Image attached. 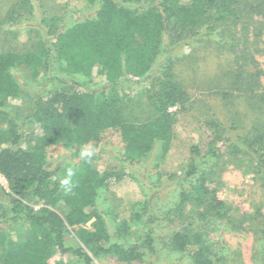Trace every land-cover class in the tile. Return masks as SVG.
<instances>
[{"label":"trees","instance_id":"obj_1","mask_svg":"<svg viewBox=\"0 0 264 264\" xmlns=\"http://www.w3.org/2000/svg\"><path fill=\"white\" fill-rule=\"evenodd\" d=\"M10 1L0 12V174L11 197L8 208L0 205V264H49L55 255H69L79 264H93L102 257L121 264H227L225 251L210 237L218 230L251 234L253 261L264 264V210L258 206L240 212L219 198L218 148L210 147L200 156L193 147L183 175L168 178L161 188L158 179L145 193L124 170L154 152L158 162L165 159L173 116L185 112L191 101L173 73L182 60L176 51L203 44V39L216 43L218 27L223 26L220 34L228 36L230 23L264 14V0H59L77 10L96 9L92 16L69 23L59 17L42 18L35 29L26 31L19 26L29 22L24 17L31 13L26 9L29 0ZM15 25L19 28L13 30ZM234 57L225 63L221 80L210 84L220 86V99L227 105L234 104L233 93H240L235 99L242 100L252 116L246 135L233 142L221 130L228 135L222 141L229 156L256 157L250 170L263 182L264 191V90L259 91L258 72L245 71L243 65L231 69L238 59ZM18 67L30 70L42 88L28 95L30 106L23 114L13 116L6 104L23 95L11 73ZM124 86L144 88L132 98ZM226 121L229 132L237 122L230 115ZM25 125L28 136L22 131ZM207 125L215 132L223 127L217 120ZM106 130L116 131L123 144L118 172L100 173L92 159H79L81 147L98 143ZM55 146L73 151L77 163L54 168L47 150ZM69 167L77 172V187L65 194L59 181ZM124 178L131 182L117 191L119 202L102 215L99 193ZM158 189L177 199L171 222L181 220L165 237L163 253L148 199ZM31 201L42 207L33 210ZM109 215L114 228L108 224ZM90 221L91 229L83 228ZM131 224L142 231L134 236ZM69 228L76 230L68 240Z\"/></svg>","mask_w":264,"mask_h":264},{"label":"rangeland","instance_id":"obj_2","mask_svg":"<svg viewBox=\"0 0 264 264\" xmlns=\"http://www.w3.org/2000/svg\"><path fill=\"white\" fill-rule=\"evenodd\" d=\"M10 2V0H0V12L4 13ZM26 9L31 11V13L24 16L29 22H23L19 26L24 31L29 29V27L35 29L37 20L42 18L59 17L64 22L69 23L82 17H90L94 14L96 5L77 10L72 5L59 0H29ZM19 27L15 25L12 29ZM226 27L230 31L227 33L228 36L224 37L220 34V30L224 27L217 28L214 33L216 43H213V41L207 43L203 39V42L205 41L203 44L183 47L176 51L178 55H181L179 57H182V60L175 65L173 73L177 81L181 83L189 94L191 101L185 112H179L173 116V137L165 159L162 162H158L156 160L157 152H154L149 157L129 165L130 169L126 168L124 170L134 176L136 185L145 193L158 179L160 180L161 188L168 178L183 175L190 167V153L193 147L197 148L200 156H204L210 147H215L219 149L220 154L216 176V181L219 185V198L226 204L237 208L240 212H252L258 206L261 207V210H264V191L261 188L263 182L255 180L252 170H250V162H254L256 157L250 154V157L247 154L237 155L236 157L229 156L226 144L222 141V137H228V135L223 134L221 130L226 131L227 134L229 133L233 142L237 141L238 137L242 138L246 135L252 114L242 105V100L235 99L236 95L240 93H233L235 96L231 100H233L232 103L234 102V104L227 105L228 102H223L220 99V86L218 84H210L212 79L215 82L221 80L220 77L226 71V68H224L225 63L231 61V59L234 60L235 55L238 56V59L232 64L231 69L235 71L239 68V65H243L246 67L245 71L258 72L261 84L259 91H262L261 89L264 90V14L253 15L251 20L243 18L234 26L230 23ZM244 28L246 29L244 30ZM21 37L24 38L25 35L23 34ZM30 37L35 39L37 35L30 34ZM230 45L233 46L232 52L228 50ZM11 73L19 84L23 95L20 99L8 101L6 105L7 110L13 116H19L30 106L28 95H33L35 91L40 90L42 87L39 82L31 78V71L24 67L15 68ZM143 88V86L123 87L125 93L132 98L140 95ZM142 96L141 99L144 101L145 95ZM169 111L175 113L176 109L171 108ZM235 112L237 113L236 117H234ZM127 114L132 117L134 113L132 114V111L128 110ZM229 115L233 116L237 124L234 125V129L228 132L229 122L227 124L226 119ZM216 120L223 126L219 128L218 132H215V129L212 130L207 125L208 122ZM22 131L26 136L30 133L26 125L22 128ZM27 139L29 140L30 138L27 137ZM27 139L21 141V147H24ZM90 145L95 149L92 157L94 169L100 173L104 171L118 172L122 169L119 159H122L123 144L116 131L106 130L101 134L98 143H91ZM72 154L73 151L66 150L61 146H55L47 150V159L56 168L62 164L77 163L76 158ZM262 159H264V156ZM59 179V177L55 176L53 180L59 181ZM130 182L129 178H124V181L120 184L113 183L114 185L110 186L109 191L99 193L97 206L102 215H105L111 205L114 206L119 202L115 196H118L116 194L117 191ZM159 191L160 189H158ZM158 192L148 194V199L153 203L154 223L152 226L159 236V245L163 253L162 244L165 237L174 231L178 223L180 225L181 220L178 219L176 222H171L174 214H176L173 209L177 204V199L167 191L164 193ZM9 193L7 182L0 174V205L6 208L10 206L11 197ZM28 205L33 210H38L42 207L41 203L32 201ZM188 210L189 208H186L184 213L186 214ZM112 220L110 215L107 216L109 226L114 228ZM92 222H88L83 228L91 229ZM129 229L134 236L137 235L138 231H142L141 226L136 224H131ZM75 230L68 229L66 235L68 240L74 236L73 232ZM138 235L140 236L141 233ZM134 236H130V239H133ZM210 237L218 248L225 251L224 255L228 258L227 264H256L253 261L254 242L251 234L218 230L210 233ZM57 262L79 264L77 259L69 255H55L49 261V264ZM93 264L121 263L116 262L111 257H102L93 259Z\"/></svg>","mask_w":264,"mask_h":264},{"label":"clouds","instance_id":"obj_3","mask_svg":"<svg viewBox=\"0 0 264 264\" xmlns=\"http://www.w3.org/2000/svg\"><path fill=\"white\" fill-rule=\"evenodd\" d=\"M94 153L95 149L90 144L83 145L79 152V159L84 163H90ZM76 174V170L69 167L66 170L65 176L60 179V188L63 189L65 194L72 193L73 190L77 187V183L74 180Z\"/></svg>","mask_w":264,"mask_h":264}]
</instances>
